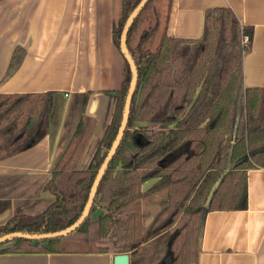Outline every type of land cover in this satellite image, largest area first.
Wrapping results in <instances>:
<instances>
[{"label":"trees","instance_id":"obj_1","mask_svg":"<svg viewBox=\"0 0 264 264\" xmlns=\"http://www.w3.org/2000/svg\"><path fill=\"white\" fill-rule=\"evenodd\" d=\"M142 1L122 0L121 16L113 26L114 43L124 57V74L121 87L114 91L112 120L88 167L79 169L78 162L96 119L83 114L44 186L54 200L35 215H11L0 224V237L14 232L55 233L82 217L122 124L134 78L122 35ZM171 4L169 0L165 27L154 48L149 43L160 31L162 18L156 0L147 1L127 32L126 48L137 81L123 135L88 215L63 235L7 238L0 242V254L113 251L130 254L136 264L145 241L179 220L180 225L164 240L167 255L163 264L190 263L198 260L201 227L208 211L247 208V170L264 167V87L246 86L243 70L254 29L243 24L231 8L212 7L205 12L200 38L175 37L167 30ZM26 53L27 47L14 46L0 86L18 71ZM56 94L0 92V160L31 147L47 134ZM154 178L158 180L150 189L166 190L170 213L145 233L142 187ZM183 215L190 218L184 220ZM9 241L12 244L4 246ZM68 241L73 246L66 245Z\"/></svg>","mask_w":264,"mask_h":264},{"label":"crops","instance_id":"obj_2","mask_svg":"<svg viewBox=\"0 0 264 264\" xmlns=\"http://www.w3.org/2000/svg\"><path fill=\"white\" fill-rule=\"evenodd\" d=\"M212 7H229L253 27L251 50L243 58L244 83L264 87V0H172L168 34L200 38L205 12ZM121 13L122 0H0V79L14 46L27 47L18 71L0 92L54 91L62 99L57 113L50 114L43 138L0 160V224L14 214L35 215L54 200L44 186L83 114L96 119L78 162L79 169L88 167L112 120L114 91L122 84L124 57L113 40ZM157 180L142 187L143 209L146 193L167 201L163 190L150 189ZM247 191L246 209L206 213L198 260L184 264H264V167L247 170ZM153 220L151 214L145 226ZM156 240L145 241L144 247ZM116 254L13 251L1 253L0 264H114Z\"/></svg>","mask_w":264,"mask_h":264},{"label":"rangeland","instance_id":"obj_3","mask_svg":"<svg viewBox=\"0 0 264 264\" xmlns=\"http://www.w3.org/2000/svg\"><path fill=\"white\" fill-rule=\"evenodd\" d=\"M168 2L169 0H156V5L159 8L162 18H161L160 31L155 35L153 41L149 43V47L151 48L155 47V44L158 42L160 35L165 27L166 16L168 11L167 9ZM55 100L56 102L54 101L55 104L53 105L54 114L57 113L58 109H60V106L62 104V99L60 96H56ZM87 154H88L87 156L89 157L92 155L90 151ZM154 191H158V190H154ZM162 194L165 196V198L167 197V193L165 189L162 191ZM146 195L144 200L145 207L143 209L144 217H145L144 230L145 233H148L149 230L157 228L169 216L170 212L169 209L167 208L168 207L167 201H164L163 199L158 197H153L152 195H149L147 193ZM150 213L154 217L153 223L149 224L148 226H145L147 218L151 215ZM188 218H190L189 215H183L184 220H188ZM179 222L180 221L177 220V222L172 227H167L163 229L161 233L158 234L157 236L149 238V240L152 238H156L157 240L149 243L146 247L143 248L142 252L138 255L139 261H137L136 264H161L163 260H166L167 246L165 245L164 240L165 238L171 236L172 230L180 225ZM181 222L183 221L181 220ZM72 243L73 242L68 241L66 245L73 246ZM10 244H12L11 241L5 243L4 246H9Z\"/></svg>","mask_w":264,"mask_h":264},{"label":"water","instance_id":"obj_4","mask_svg":"<svg viewBox=\"0 0 264 264\" xmlns=\"http://www.w3.org/2000/svg\"><path fill=\"white\" fill-rule=\"evenodd\" d=\"M147 1L148 0H143L139 4V6L135 9V11L133 12L132 16L130 17V19L128 20V22L126 24L125 29H124V33L122 35V47H123V50H124V53H125L127 59L132 64L133 71H134V78H133V81H132V84H131L129 96L127 98V102H126V106H125V112H124V116H123V120H122V124H121L120 130H119L118 137H117L113 148L111 149L106 161L104 162V164H103V166H102V168H101V170H100V172H99V174H98V176L96 178V181H95L91 196L89 198L88 204L86 206V209H85L82 217L78 220V222L74 223L73 225H71L67 229L59 231V232L43 234V235H26V234L14 232V233H9V234L1 236L0 237V242H2L3 240H5L7 238H10V237H24V238H28V239H32V240H37V239H42V238H49V237H54V236H58V235H63L65 233L73 230L74 228H76L84 220V218L88 215L89 207H90V204H91V202H92V200H93V198L95 196L97 186H98V184H99V182H100V180H101V178H102V176L104 174V171H105V169L107 167V164H108L109 160L111 159V157L113 156V154L116 151V148L119 145L120 139H121V137L123 135V131H124V128H125L127 120H128L131 98H132L133 91H134V88H135V85H136V81H137V74H136L135 64H134V62L132 60L131 55L129 54V52L127 51V48H126V36H127V32L129 30V27H130L133 19L135 18L137 13L142 9V7L147 3ZM214 190H215V187L212 188V190L210 191V193H209V195L207 197V200H206V203H205L206 206H209L211 198H212V195L214 193ZM203 228H204V222H203V225L201 227V239H202V235H203ZM114 264H130V255L128 253L116 254L114 256Z\"/></svg>","mask_w":264,"mask_h":264},{"label":"built area","instance_id":"obj_5","mask_svg":"<svg viewBox=\"0 0 264 264\" xmlns=\"http://www.w3.org/2000/svg\"><path fill=\"white\" fill-rule=\"evenodd\" d=\"M248 36H245V41L247 42L248 41ZM65 96H67V94H65Z\"/></svg>","mask_w":264,"mask_h":264}]
</instances>
